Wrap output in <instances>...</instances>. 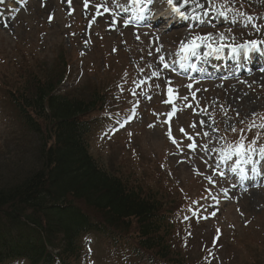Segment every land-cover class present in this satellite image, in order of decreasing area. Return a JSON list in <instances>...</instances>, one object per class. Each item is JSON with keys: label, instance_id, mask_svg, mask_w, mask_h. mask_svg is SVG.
Masks as SVG:
<instances>
[{"label": "rangeland", "instance_id": "374dc122", "mask_svg": "<svg viewBox=\"0 0 264 264\" xmlns=\"http://www.w3.org/2000/svg\"><path fill=\"white\" fill-rule=\"evenodd\" d=\"M201 2L204 8L189 10L198 11L192 17L174 15L169 29L165 21H146L155 13L173 15L167 0H118L121 7L106 0L108 12L105 0H88V7L85 0H0V190L38 164L37 140L19 124L9 92L25 87L30 75L52 80L62 75L61 94L90 100L98 89L104 98L102 109L84 119L94 159L134 188L156 193L168 203L175 230L170 260L264 264V160L258 153L253 157V173L249 165L238 167L236 156L220 159L221 146L235 145L242 137L246 144L264 146L259 127L264 124V72L224 78L217 74L223 67L210 64L213 56L231 54L227 45L264 41V0ZM189 4L195 5L191 0ZM218 8L226 15H218ZM195 35H212L214 47L226 46L202 63L209 51L204 45L197 56L181 59L182 54L176 55L180 43ZM156 71L159 76L152 75ZM168 87L176 97L171 102ZM174 107L177 112L170 115ZM133 234L125 237L130 240ZM89 241L92 247L79 264H147L135 257L127 241H121L124 249L119 253L106 239L100 245L95 238Z\"/></svg>", "mask_w": 264, "mask_h": 264}, {"label": "trees", "instance_id": "16d2710c", "mask_svg": "<svg viewBox=\"0 0 264 264\" xmlns=\"http://www.w3.org/2000/svg\"><path fill=\"white\" fill-rule=\"evenodd\" d=\"M62 83V75H30L25 87L9 92L19 124L37 140L38 164L0 190V264H79L88 236L113 242L109 248L119 253L133 233L127 245L138 260L182 264L170 260L168 203L113 175L90 153L84 119L102 109L100 91L90 100L70 98L59 93Z\"/></svg>", "mask_w": 264, "mask_h": 264}, {"label": "snow or ice", "instance_id": "6c2138e0", "mask_svg": "<svg viewBox=\"0 0 264 264\" xmlns=\"http://www.w3.org/2000/svg\"><path fill=\"white\" fill-rule=\"evenodd\" d=\"M70 2H71V0H69V3ZM113 2H115L117 4V7H121V5L118 3V0H113ZM137 2H138V0H133V3H137ZM148 2L151 4L154 2V0H148ZM189 2H190V0H182V3H178V0H167V3L170 6V11L172 12V14L175 16H178L180 18H183V19H187L188 14L186 11H183L182 8L185 5H188ZM191 3L195 4L196 8H204L205 7L204 3H202L201 0H191ZM223 6L224 5L221 4V7H223ZM85 7H88V0H85ZM104 11L105 12L109 11V8L106 6V0H105ZM216 11H217V14L220 16L226 15V13L223 11H220L219 8L216 9ZM204 15H208V13L204 12ZM239 15L244 16V13L241 12V13H239ZM193 18H198V17H193ZM247 19L249 21V24L251 25V19L252 18L248 17ZM50 20H51V17H50ZM125 26H127V22L125 23ZM136 38L139 39V36H137ZM158 39L159 38L157 37V40ZM219 40L223 41L224 36H220ZM211 41H213L212 35H203V36L202 35H195L190 40H188L187 42L182 41L180 43L179 53H176V55L182 54L181 59H183V60L188 59L189 55L197 56L198 55L197 50L199 48H201L202 45L206 46L209 49V51L207 53H205V55L210 56L213 53L220 54L226 45L221 43L219 46L214 47L213 43H211ZM261 44H264V41L252 40L248 43H242V44H239L236 46L227 45V47L230 48L231 55L233 57H240L241 55H243L246 58V57H248V55L252 51L264 53V48L259 47V45H261ZM162 47L163 46L161 44L160 47L155 49V51L157 53L161 52ZM149 55H152V53H149ZM159 61L165 69H167L169 67V65L167 63H165V56L164 55L159 56ZM152 75L153 76H159L160 73L158 71H156V72H153ZM156 87H159V85H157ZM187 87L189 89H191L192 85L189 84ZM168 95H169V102L176 99V97L173 96V88L172 87H168ZM149 98H151V97H149ZM183 99L185 101H187L189 98L187 96H185V97H183ZM192 99L196 100V102L199 103L195 94H193ZM187 107H192V105L188 104ZM176 112H177V109L174 107L172 109V113L170 115L175 114ZM200 123H201V125H203L204 121H201ZM192 127H196V125L193 124ZM254 127H255V124H253L248 130L251 131ZM259 127L261 130H264V124H261ZM232 131L235 132L236 129L232 128ZM181 132H184L183 128H181ZM203 135L205 137H208L209 133L205 132V133H203ZM169 136L171 138V131H169ZM188 139L192 140L193 138L191 136H188ZM172 142L174 144L177 143V141L175 139H173ZM255 145H256V141H251V142L246 144L244 138L242 137V139L235 145H233L231 143L226 144V146L222 145L221 149H220V153H221L220 159L222 162H224V161L232 160L233 156H236V157H238V159L236 161V164L238 167L241 164L251 165L252 166L251 171L253 173H256L257 168H256V164L253 160V157L255 155H257V153H258L260 160H264V146H260L257 148ZM188 147L190 149H194L195 148V142H193L192 144H189ZM233 170H235V169H233ZM240 171L243 174L244 169L240 168ZM221 175H223V174L221 173ZM210 183H211V181H210ZM215 214H216L215 212L211 213V215H213V216Z\"/></svg>", "mask_w": 264, "mask_h": 264}, {"label": "bare ground", "instance_id": "6f19581e", "mask_svg": "<svg viewBox=\"0 0 264 264\" xmlns=\"http://www.w3.org/2000/svg\"><path fill=\"white\" fill-rule=\"evenodd\" d=\"M181 2H182V0H181ZM194 8H195V5H190V4H188V5H187V9L184 8V11L187 12L188 16H189L190 14H192V15L190 16V17H192L193 15L198 14V11L190 12V11H192V9H194ZM189 10H190V11H189ZM5 22L7 23V21H5ZM250 201H251V204H252L253 202H255L254 198L250 199Z\"/></svg>", "mask_w": 264, "mask_h": 264}]
</instances>
